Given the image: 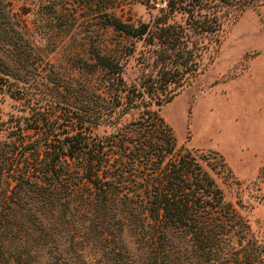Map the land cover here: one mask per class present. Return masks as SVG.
<instances>
[{"label": "trees", "instance_id": "1", "mask_svg": "<svg viewBox=\"0 0 264 264\" xmlns=\"http://www.w3.org/2000/svg\"><path fill=\"white\" fill-rule=\"evenodd\" d=\"M262 4L166 0L154 28L102 9L103 25L153 46L147 70L129 86L117 59L99 46L85 50L91 70L116 72V106L122 113L137 108L138 117L116 130V153L115 140L92 134L75 111L65 117V131L40 116L35 126H8L0 138V264H29L38 249L48 253L49 264H264V248L247 238L245 219L207 169L225 165L223 158L177 146L152 107L192 81L227 15L234 19ZM176 11L185 13L183 22L169 21ZM13 31L17 37L0 23V42L10 52L0 57V90L21 98L29 92L24 73H39L41 61L25 32ZM82 211L95 216L90 225L70 219ZM108 215L116 216V227ZM88 236L100 256L86 255Z\"/></svg>", "mask_w": 264, "mask_h": 264}, {"label": "rangeland", "instance_id": "2", "mask_svg": "<svg viewBox=\"0 0 264 264\" xmlns=\"http://www.w3.org/2000/svg\"><path fill=\"white\" fill-rule=\"evenodd\" d=\"M165 4L166 0H0V23L14 37L13 30L24 31L41 61L39 73L32 68L24 73L22 85L29 92L21 98L0 90V138L7 136L11 124L37 125V116L45 117L44 124H58L56 132L65 131V117L75 111L93 126L92 134L115 140L116 153V130L137 118L139 110L122 113L123 106H116V72L91 70L83 62L90 60L85 50L99 46L119 61L126 86L137 83L153 46L145 38L127 37L103 25L100 13L105 9L153 27L166 11L160 8ZM185 16L176 11L169 21L183 22ZM9 53L0 42V57ZM195 74L168 101L152 107L172 128L177 146L216 153L217 161L219 155L223 158L225 165L207 169L224 199L245 219L247 238L264 248V4L247 7L234 19L226 16L218 43L211 42L203 51ZM72 218H77L75 224L90 225L95 216L82 211ZM107 219L116 227L115 215ZM94 242L88 236L84 245L89 258L100 256ZM49 257L38 249L29 264H49Z\"/></svg>", "mask_w": 264, "mask_h": 264}]
</instances>
